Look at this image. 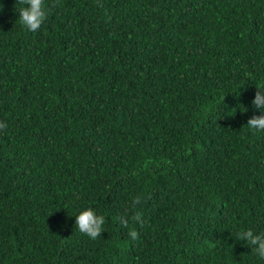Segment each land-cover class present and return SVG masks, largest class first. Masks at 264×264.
Segmentation results:
<instances>
[{"label": "trees", "instance_id": "obj_1", "mask_svg": "<svg viewBox=\"0 0 264 264\" xmlns=\"http://www.w3.org/2000/svg\"><path fill=\"white\" fill-rule=\"evenodd\" d=\"M0 5V264H264V0Z\"/></svg>", "mask_w": 264, "mask_h": 264}, {"label": "clouds", "instance_id": "obj_2", "mask_svg": "<svg viewBox=\"0 0 264 264\" xmlns=\"http://www.w3.org/2000/svg\"><path fill=\"white\" fill-rule=\"evenodd\" d=\"M22 5L19 10V22L31 32L38 31L41 25L45 22L48 9L45 6V0H18ZM3 9V5H0ZM255 109L259 110V116H253L247 122V126L254 131H264V92L257 89L255 99L252 101ZM7 125L0 121V130H4ZM142 197L137 196L132 200L131 208L133 214L130 217H121L120 223L124 227H128L129 219L134 222H141V214L135 211L136 206L141 203ZM76 228L79 232L88 236L92 240H96L103 233V226L105 224V217L97 215L92 208L82 211L75 217ZM129 236L132 240L138 239V232L135 229L129 231ZM237 239L246 242L251 246L252 250L260 258L264 259V233L257 234L251 228L241 230L237 233Z\"/></svg>", "mask_w": 264, "mask_h": 264}]
</instances>
